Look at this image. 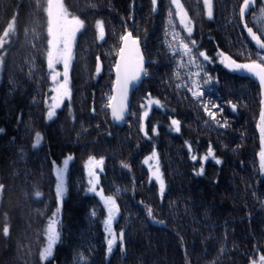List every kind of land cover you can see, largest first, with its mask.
<instances>
[{
  "label": "trees",
  "instance_id": "trees-1",
  "mask_svg": "<svg viewBox=\"0 0 264 264\" xmlns=\"http://www.w3.org/2000/svg\"><path fill=\"white\" fill-rule=\"evenodd\" d=\"M62 2L71 15L84 21V27L74 44L71 97L47 120L50 70L43 10L47 0H0V36L15 17L8 43L0 48V184L4 185L0 264H250L264 255V173L257 129L260 85L214 61L223 52L237 62H248L246 56L257 51L239 19L243 0H213L212 20L205 15L203 0H181L193 22L191 39L213 61L204 62L214 80L203 85L201 79L203 99L221 105L223 112L214 111L217 119L227 120V127L213 123L187 88L175 87L190 83L186 75L190 69L177 68L182 57L168 45L177 43L173 32L189 40L175 15L169 23V10L174 13L170 0H157L155 12L151 0ZM256 3L258 11L251 9L245 18L254 31V14L262 5ZM97 20L104 22L103 40L97 39ZM126 32L141 43L149 75L131 95L125 124L115 126L105 105L114 83L120 37ZM149 94L163 107L149 111L145 136L139 131V115ZM229 101L237 106L234 113ZM171 119L180 121L179 132L171 130ZM36 133L41 143L33 147ZM189 145L198 157L211 146L221 163L208 159L203 174L196 175L201 162L190 159ZM154 149L165 180L163 196L144 164ZM69 156L60 239L53 256L43 262L39 254L44 229L58 202L53 169ZM90 156L104 158L103 170L98 168V189L117 201L113 229L125 233L123 252L117 244L107 253L106 207L88 193L85 165Z\"/></svg>",
  "mask_w": 264,
  "mask_h": 264
},
{
  "label": "snow or ice",
  "instance_id": "snow-or-ice-1",
  "mask_svg": "<svg viewBox=\"0 0 264 264\" xmlns=\"http://www.w3.org/2000/svg\"><path fill=\"white\" fill-rule=\"evenodd\" d=\"M255 0H243L239 6V19L244 24V28L247 31L248 37L255 43L257 51L255 53H249L246 56L248 62H237L231 56L226 55L223 52H218L219 62L228 70L232 72H244L252 77H255L259 81L261 89V109L259 115V121L257 123V129L259 130L260 135V151H259V160H260V171L264 173V7L259 9L258 14H254V27L256 31L253 30V27H249L248 23L245 22L246 13L253 7ZM152 11L157 10V0H151ZM170 4L174 6L175 13L169 10V23H172L173 15L179 18L180 24L183 26L184 31L188 34L189 42H185V38L181 37L178 33L173 32V41L177 42L176 45L170 43L169 48L174 49V54L179 53L182 57L181 61L177 63V68H189L187 72V78L190 83H177L176 88H187L191 93L193 100H195L198 105L204 110L206 115L211 118V121L215 123L218 127H227L228 122L224 120L223 122L220 119H217L218 112H223L221 105L208 100L203 99L205 93L202 90L203 85H209L213 82L214 78L207 72L204 62L211 63L212 59L206 54L205 51H200L196 48L197 42L194 39H191L193 32V22L189 17L188 12L185 10L184 5L181 3V0H170ZM205 15L209 20H212L213 17V0H203ZM47 14V66L50 72L52 73L51 79L58 84L57 88H54L52 91L55 95L52 96L53 103L49 107L47 116L48 119H52L55 116V110L58 109L65 99H70L71 90L69 87V71L71 67V62L73 59V43L76 39V34L84 27V21L79 19L77 16L71 15L68 9L63 4L62 0H47L46 7L43 9ZM131 18V17H130ZM14 20L9 22L7 27L3 31V35L0 36V48H3L5 44L8 43V37L14 29ZM97 39L103 40L105 37V27L102 20H97L96 24ZM257 32L260 34L258 35ZM167 35V33H166ZM123 42V46L119 51V59L116 62L114 69L116 80L112 87V95L107 97L106 108L111 110V116L114 121H123L127 114L128 109V93L131 86L138 83L142 77L149 75L148 70L145 67V58L141 54L139 42L137 39L133 38L131 32H126L120 37ZM243 54V53H242ZM186 58V59H184ZM202 58V60L200 59ZM3 62V57L0 56V63ZM63 64V72H59L56 69V65ZM101 63L99 57L97 58L96 64V74L99 75L101 72ZM191 69H196L191 71ZM177 80L180 79V73H174ZM62 76V81H59L57 78ZM201 79L203 80V85L200 83ZM232 110H236V105L232 104L231 101L228 102ZM152 106L157 108H162L163 105L159 99L153 98L149 94L144 103L141 104V113L139 115V131L144 133L147 136L145 121L149 117V111ZM135 115V113H133ZM207 123V121H206ZM171 130L176 132L180 131V121L177 119H171ZM153 135L157 134V128L152 127ZM2 131V130H0ZM41 143L40 133H36L35 143L33 147H38ZM190 153V159L192 161H197L198 159L201 162V168L196 175H202L204 172L203 164L209 158L215 160L216 164H220L221 160L216 158L211 146H209L207 152L198 157L193 153L191 145L188 146ZM71 160L69 156L64 161V167H58L56 169L57 176V185H56V197L57 200H61L64 192V173L67 167V164ZM151 160H156V166L153 168L151 165L149 171L151 173L149 179L155 180L159 185V193L161 196L165 193V180L160 171L157 152L155 149L152 151L151 155L145 158V163H148ZM104 163V158L99 159L95 157H89L85 167L88 169V175L92 179L89 180L91 187L89 191H96V183H98V177L96 176L95 169H102ZM122 167L129 168V165L122 163ZM4 188L3 184H0V190ZM100 196L101 200L104 202V205L107 209L108 216L104 220L105 232H106V244H107V253L111 254L114 246L119 245L121 252L125 250L124 240L125 233L121 230L119 233H116L113 229V222L116 220L119 213V207L117 201L113 196L105 197L102 191L96 192ZM39 197L40 193H36ZM59 208L57 209V213ZM92 215H95L93 212ZM147 215L151 218L153 217V210L149 207L147 209ZM156 223H161V221H154ZM3 235L7 237L9 235V227L7 224L3 227ZM45 238L46 245L40 251V260L48 261L50 257L53 256L54 246L58 243L60 239V231L58 228V221L56 219V213L53 214V217L49 219L47 227L45 229ZM83 260V257H81ZM252 264H264V255L259 257V261H252Z\"/></svg>",
  "mask_w": 264,
  "mask_h": 264
},
{
  "label": "rangeland",
  "instance_id": "rangeland-1",
  "mask_svg": "<svg viewBox=\"0 0 264 264\" xmlns=\"http://www.w3.org/2000/svg\"><path fill=\"white\" fill-rule=\"evenodd\" d=\"M260 2V4H262L261 5V7H264V0H255V3H254V5H253V7L251 8V9H254L256 12L258 11V9H256V5H257V3L256 2ZM260 7V8H261ZM259 8V9H260ZM172 9H174V13H175V8H174V6H172ZM251 9L247 12V13H251ZM175 18L177 19V21H178V25H179V27H180V29L181 30H183V32H184V34L188 37V34L184 31V29H183V26L180 24V20H179V18L178 17H176L175 16ZM253 25H254V20H253ZM81 31V30H80ZM79 31V32H80ZM79 32L76 34V39H77V37H78V34H79ZM192 34H193V32H192ZM250 38V37H249ZM76 39H75V41H74V43H73V52H74V44H75V42H76ZM135 39H137V38H135ZM251 39V38H250ZM138 40V39H137ZM139 41V40H138ZM140 43V42H139ZM254 43V42H253ZM255 44V43H254ZM140 45H141V43H140ZM140 50H141V48H140ZM119 56V55H118ZM46 58H47V56H46ZM118 58V57H117ZM73 59H74V56H73ZM73 59H72V62H73ZM214 61H215V63H218L220 66H222V67H224L220 62H219V56H218V54L217 55H215V58H214ZM72 62H71V64H72ZM116 62V61H115ZM115 65V64H114ZM225 68V67H224ZM56 69H57V71H59V72H63V64H58V65H56ZM227 71H229V72H231L232 73V71H230V70H228L227 68H225ZM70 70H71V67H70ZM114 73V72H113ZM235 73V72H234ZM236 73H244V72H236ZM244 74H246V73H244ZM51 75H52V73L50 72V75H49V79H50V95H49V97H48V102H47V113H48V110H49V107L51 106V104L53 103V101H52V96L53 95H55V93L52 91L54 88H57L58 87V84L56 83V82H54L52 79H51ZM69 76H70V71H69ZM59 81H62V79H63V77L62 76H60V77H58L57 78ZM253 80V79H252ZM114 84V83H113ZM69 87H70V78H69ZM113 87V86H112ZM71 90V89H70ZM111 94H112V92H111ZM69 99H65L64 101H63V103L61 104V106L64 104V102H66V101H68ZM61 106L58 108V109H56V110H59L60 108H61ZM153 107H156V106H152V108ZM231 107V106H230ZM151 108V109H152ZM231 109V112H232V108H230ZM55 110V114H56V111ZM54 117V116H53ZM46 119L47 120H51V119H48V116L46 115ZM258 134H259V130H258ZM151 155V154H150ZM149 155V156H150ZM209 159H212V158H209ZM144 161H145V159H144ZM88 162V161H87ZM87 162H86V164H87ZM69 163H70V160H69V162H68V164H67V167H66V169H65V173H64V185H65V192H64V195H63V197H62V199L64 198V196H65V193H66V190H67V186H66V184H67V171H68V166H69ZM156 163H157V161L156 160H151V161H149L148 163H145L144 162V164H145V166H146V169H147V172H149V177H150V175H151V173H150V171H149V167H150V165L154 168L155 166H156ZM158 163H159V167L161 166L160 165V162H159V160H158ZM60 167H64V163H62L61 164V166ZM56 167L53 169V176H55V192H56V185H57V176H56ZM160 171H161V167H160ZM95 173H96V176L98 177L99 176V169L97 168V169H95ZM161 173H162V171H161ZM85 175H87V185H88V193L89 194H91V195H94V196H97V197H99L100 198V196L99 195H97L96 194V192H99V189H98V187H99V185H98V183H96V191H89V188L91 187V185L89 184V180L90 179H92L91 177H89V175H88V169L85 167ZM162 175H163V173H162ZM153 182H155V180L153 179L152 180ZM156 183V182H155ZM157 184V183H156ZM157 186L159 187V185L157 184ZM61 199V200H62ZM61 200H59L58 202H57V209L59 208V212L57 213V209L55 210V212L54 213H56V219H57V221H58V226H59V223H60V221H61V219H60V213H61V208H60V204H61ZM100 200H101V198H100ZM102 201V200H101ZM103 202V201H102ZM104 203V202H103ZM106 211H107V209H106ZM53 213V214H54ZM107 216H108V212H107ZM53 217V215L50 217V218H52ZM49 218V219H50ZM49 222V221H48ZM48 222H47V224H48ZM47 224H46V226H45V229H46V227H47ZM44 229V230H45ZM107 235V234H106ZM44 241H45V244H44V246L46 245V238H45V233H44ZM57 245V244H56ZM56 245L54 246V248L56 247ZM43 246V247H44ZM51 258V257H50ZM49 258V259H50ZM252 261H259V257L256 259V260H252ZM43 262H45V261H43ZM250 264H252V262L250 263Z\"/></svg>",
  "mask_w": 264,
  "mask_h": 264
},
{
  "label": "water",
  "instance_id": "water-1",
  "mask_svg": "<svg viewBox=\"0 0 264 264\" xmlns=\"http://www.w3.org/2000/svg\"><path fill=\"white\" fill-rule=\"evenodd\" d=\"M139 42V41H138ZM122 44H121V47L123 46V42H121ZM120 47V48H121ZM139 47H140V43H139ZM119 51H120V49H119ZM141 51V50H140ZM118 54H119V52H118ZM142 54V53H141ZM118 59H119V56H118V58L116 59V62L118 61ZM116 62H115V64H116ZM248 77H250L251 79H253V80H256L258 83H259V81L255 78V77H252L251 75H248V74H246ZM113 76H114V82H115V80H116V75H115V69H114V73H113ZM143 78L144 77H142L141 78V80L138 82V83H136V84H134L133 86H131L130 87V89H129V93H128V109H127V114H126V116H125V119L123 120V121H114L113 119H112V116H111V110L109 109V113H110V119L112 120V123L116 126V125H118V126H123L124 124H125V121H126V117L128 116V114H129V110H130V102H131V95H132V93L136 90V88L138 87V85L142 82V80H143ZM113 94V93H112ZM111 94V95H112ZM232 113H234V111L232 110Z\"/></svg>",
  "mask_w": 264,
  "mask_h": 264
}]
</instances>
